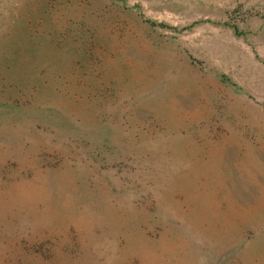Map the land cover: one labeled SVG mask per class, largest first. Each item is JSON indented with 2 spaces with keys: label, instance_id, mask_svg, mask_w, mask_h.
I'll use <instances>...</instances> for the list:
<instances>
[{
  "label": "rangeland",
  "instance_id": "1",
  "mask_svg": "<svg viewBox=\"0 0 264 264\" xmlns=\"http://www.w3.org/2000/svg\"><path fill=\"white\" fill-rule=\"evenodd\" d=\"M0 264H264V0H0Z\"/></svg>",
  "mask_w": 264,
  "mask_h": 264
}]
</instances>
